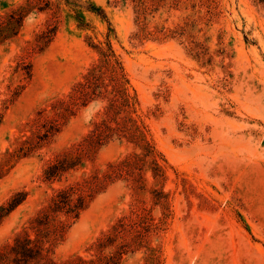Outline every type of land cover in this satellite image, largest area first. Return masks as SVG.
I'll return each mask as SVG.
<instances>
[{
    "label": "rangeland",
    "instance_id": "rangeland-1",
    "mask_svg": "<svg viewBox=\"0 0 264 264\" xmlns=\"http://www.w3.org/2000/svg\"><path fill=\"white\" fill-rule=\"evenodd\" d=\"M92 68L100 87L40 137ZM102 120L110 136L46 179ZM93 174L110 177L76 219L34 226ZM18 192L0 264L24 232L43 247L26 264H264V0H0V205Z\"/></svg>",
    "mask_w": 264,
    "mask_h": 264
},
{
    "label": "trees",
    "instance_id": "trees-1",
    "mask_svg": "<svg viewBox=\"0 0 264 264\" xmlns=\"http://www.w3.org/2000/svg\"><path fill=\"white\" fill-rule=\"evenodd\" d=\"M29 71H27V74ZM84 80L78 82L75 85V95L70 96V99L58 100L53 109L56 110L55 116L53 118H46L43 123V132L40 137H47L50 134H55L60 129V121L71 112L73 107L81 101L85 105L91 96L95 93L96 88L100 87L102 80V73H99L95 68L90 69L86 75H84ZM112 106L107 107V111H111ZM113 128L109 125L106 120H102L94 124V128L87 134L82 141L76 146V155H73L69 150L62 151L56 155V158L51 162L47 168L44 170L45 178L51 179L55 176L61 175L69 169H72L76 164H78L81 155L88 153V151L97 145H100L105 138L110 136ZM110 167H114L113 171L118 172V166L109 164ZM106 177H110V174H104L103 178H100L97 174L91 175L89 178H85L80 181H74L67 187L59 189L56 194L51 198L50 202L38 213V215L32 218L31 222L34 223L36 227L46 225L52 217H54L59 212H65L67 215L76 219L82 209L86 206L85 198L91 196L94 191H98L102 188ZM21 193H15L6 205H0V219L9 213L13 208H15L22 200ZM73 195H76L73 198ZM65 223L58 220L56 225L57 232L62 231ZM123 228V223H119L114 227L115 235ZM107 236L105 239H109ZM104 240H100L98 243L99 247H102ZM125 244L121 245L124 246ZM11 252L14 257L13 260L16 264L36 262L43 258V247L41 241L38 239H31L27 233L22 235H17L14 238V244L10 247ZM122 251H117L116 253L110 255H103L99 258V264H117L119 257L118 255ZM0 256L2 253L0 252ZM80 263H85L80 259ZM48 264H56L53 261L48 262ZM69 264V262H68Z\"/></svg>",
    "mask_w": 264,
    "mask_h": 264
}]
</instances>
